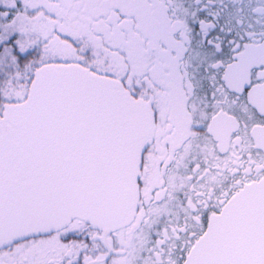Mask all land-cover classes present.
<instances>
[{
  "label": "snow or ice",
  "instance_id": "6c2138e0",
  "mask_svg": "<svg viewBox=\"0 0 264 264\" xmlns=\"http://www.w3.org/2000/svg\"><path fill=\"white\" fill-rule=\"evenodd\" d=\"M0 264H264V0H0Z\"/></svg>",
  "mask_w": 264,
  "mask_h": 264
}]
</instances>
